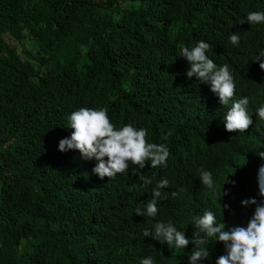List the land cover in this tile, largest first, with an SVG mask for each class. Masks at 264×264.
<instances>
[{
	"label": "trees",
	"instance_id": "obj_1",
	"mask_svg": "<svg viewBox=\"0 0 264 264\" xmlns=\"http://www.w3.org/2000/svg\"><path fill=\"white\" fill-rule=\"evenodd\" d=\"M258 8L264 0H0V264H189L194 244L169 247L143 231L171 221L191 240L203 236L194 220L206 211L225 230L247 227L256 205L241 201H264V97L247 106L253 124L245 132L226 131L231 102L221 105L209 86L188 79L179 51L204 41L208 57L228 52L218 30L246 36V28L252 40L243 46L264 50V23L240 26ZM261 85L264 92V76ZM81 107L106 108L117 130L146 129L148 143L168 147L167 167L130 163L101 180L95 158L58 149ZM200 170L212 173L215 193ZM162 178L169 185L157 215H137ZM206 247L199 264L226 255L215 238Z\"/></svg>",
	"mask_w": 264,
	"mask_h": 264
},
{
	"label": "clouds",
	"instance_id": "obj_2",
	"mask_svg": "<svg viewBox=\"0 0 264 264\" xmlns=\"http://www.w3.org/2000/svg\"><path fill=\"white\" fill-rule=\"evenodd\" d=\"M247 23L251 25L264 23V12L259 11L258 8L247 15L244 13L240 26L246 28L243 25ZM205 30H200L198 33L201 34ZM246 30L248 32L246 36V33L240 30L231 36L218 30L220 40L223 42L225 39L229 42L228 52L232 54L229 58L227 57L228 52L223 51L211 54L209 58L206 52L210 50V45L204 41H199L191 49L182 47L179 51V56L186 59L189 64L186 71L188 79L195 76L197 81L204 83L206 87L209 86L211 94H216L221 105L227 106L231 102V107L223 119L225 130L228 132H245L253 124L247 106L252 104L253 100L257 102V98L264 97L261 85L264 76V60H262L264 50L257 49L254 53H250V46H243L244 40L250 39L248 34H251L247 28ZM81 51L86 52L87 47L81 46ZM248 54L250 59L246 60ZM257 115L264 120V107L257 109ZM110 119L113 120L111 117ZM110 119L106 108L97 110L81 107L72 112L68 117V127L73 131L70 137L59 141L58 149L61 152L78 150L84 160L95 158L98 163L92 171L101 180L105 177L111 179L118 173H124L130 163L141 170L149 161L152 168L167 167L170 151L166 145L148 143L146 129H137L131 124L117 130ZM170 135L171 132H168L164 138L167 139ZM259 155L261 159H264V152ZM105 157H107L106 161ZM140 179L144 186L152 183L147 177L141 176ZM200 180L203 185L215 193L211 172L200 170ZM257 180L259 195L264 197V164L259 166ZM168 185L167 179H160L152 190L154 198L147 203L145 209L138 207L135 213L155 217L158 212L157 198L162 195L160 189ZM183 191L184 189H180V192ZM178 195V192H172L173 197ZM241 205H256L247 227L233 226L225 230V223L217 224L215 214L212 211H206L194 220L195 227L199 228L203 236L194 234L189 240L184 232L177 230L171 221L157 222L154 231L145 229L143 235L152 236L161 244L166 242L169 247L174 245L178 249L186 248L191 242L194 244V250L189 257V264H199L200 261L207 259L209 250L206 245L209 238L223 242L226 249V255L219 256L216 264H264V201L257 202L255 198H249L242 200ZM141 264H154V259L152 257L143 258Z\"/></svg>",
	"mask_w": 264,
	"mask_h": 264
}]
</instances>
